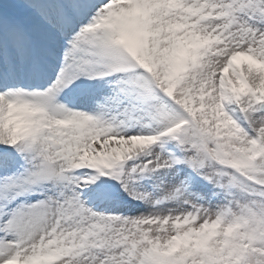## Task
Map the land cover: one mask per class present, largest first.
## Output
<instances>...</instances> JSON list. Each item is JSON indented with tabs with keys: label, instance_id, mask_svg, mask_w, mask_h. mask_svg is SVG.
I'll use <instances>...</instances> for the list:
<instances>
[{
	"label": "snow or ice",
	"instance_id": "6c2138e0",
	"mask_svg": "<svg viewBox=\"0 0 264 264\" xmlns=\"http://www.w3.org/2000/svg\"><path fill=\"white\" fill-rule=\"evenodd\" d=\"M0 264H264V0H0Z\"/></svg>",
	"mask_w": 264,
	"mask_h": 264
}]
</instances>
